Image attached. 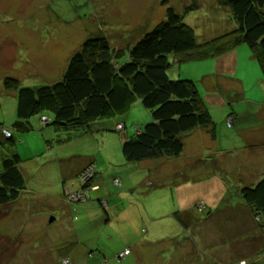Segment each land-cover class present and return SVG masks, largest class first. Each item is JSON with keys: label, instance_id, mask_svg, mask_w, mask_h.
Segmentation results:
<instances>
[{"label": "rangeland", "instance_id": "374dc122", "mask_svg": "<svg viewBox=\"0 0 264 264\" xmlns=\"http://www.w3.org/2000/svg\"><path fill=\"white\" fill-rule=\"evenodd\" d=\"M169 7L193 29L198 44L237 29L231 9L216 0H0V160L18 154V167L25 179L18 199L0 206V264H183L192 256L204 264L238 260L246 240L223 244L228 238L223 235L220 240L214 229L198 238L200 244L188 237L184 227L190 223L185 219L193 220L194 216L190 211L175 214L174 219L168 216L178 205V201L171 205L162 194L170 191L168 187L155 186L150 202L142 199V190H151L150 179L144 177L139 164L127 162L121 153V143L151 121L139 101L128 114L98 119L89 130L76 128L69 134L52 126L40 130L39 116L32 118L30 131L12 127L17 98L15 91L3 88L5 78H15L24 87L50 85L61 79L69 58L82 43L95 36H106L113 48L126 53L166 18ZM257 54V50L240 45L222 56L196 63L176 64L170 59L168 68L172 79L195 80L215 123V133L207 131L209 143L204 141L197 147L195 181L214 171L211 156H215L223 166L220 174L225 177L224 185L233 193L231 205L238 203L242 208L246 204L239 188L251 184V175L264 167V148L248 150L255 140L258 147L264 146V118H256L264 105V66L254 58ZM41 119L48 121L44 116ZM1 128L14 134V143L5 139L10 133L6 135ZM236 130L242 131L237 135ZM255 131L260 132L250 135ZM86 163L76 177L78 168ZM93 163L100 176L99 194L95 193L98 186L94 189L88 182ZM79 181L85 183L80 186ZM201 183L179 188L182 198L195 185L191 199L222 194L220 185ZM205 205L203 201L196 203L198 217L203 216L206 206L207 211L214 212L217 201ZM203 221L205 225L210 219ZM253 221L257 224L256 219ZM164 224L170 227L157 229ZM75 227L76 232H72ZM160 236L164 239L148 240ZM260 238L264 242V237ZM148 243L153 251L147 249ZM127 249L129 255L117 257ZM245 263L264 264V251L258 263Z\"/></svg>", "mask_w": 264, "mask_h": 264}, {"label": "trees", "instance_id": "16d2710c", "mask_svg": "<svg viewBox=\"0 0 264 264\" xmlns=\"http://www.w3.org/2000/svg\"><path fill=\"white\" fill-rule=\"evenodd\" d=\"M216 2L231 9L237 23L235 31L198 44L193 29L169 7L166 18L128 47L126 53L113 48L106 36H95L82 43L80 50L69 58L61 79L50 85L24 87L15 78H5L3 88L15 91L17 98L16 121L12 127L21 132L30 131L34 127L30 123L32 118L39 116L40 130L50 126L67 134L76 128L89 130L96 120L125 115L139 101L151 121L121 143L125 160L131 163L179 157L185 135L198 128L211 129L214 134L215 123L195 80L170 78V59H175L176 64L196 63L247 45L258 51L254 58L264 66V0ZM43 116L48 121L43 122ZM9 133L5 139L14 143V134ZM0 162V206L3 207L18 199L25 188V179L18 167L21 162L18 154ZM93 166L96 169L94 163ZM97 173L96 169L89 185L94 181L96 186ZM224 187L227 198H232L230 188ZM238 193L264 231V176L254 185L242 186ZM206 210L207 206L204 218L211 213Z\"/></svg>", "mask_w": 264, "mask_h": 264}, {"label": "crops", "instance_id": "0c3cea01", "mask_svg": "<svg viewBox=\"0 0 264 264\" xmlns=\"http://www.w3.org/2000/svg\"><path fill=\"white\" fill-rule=\"evenodd\" d=\"M262 108H264V105H262L259 108V110H261V111L256 113L257 114V117H256L257 120H259L261 117L264 118V115H262V114H264V112H262V111H264V109H262ZM128 112H130V110ZM126 114H128V113H126ZM238 117H239L238 114H236V120L238 119ZM126 119L128 121V116H126ZM30 123H32V121ZM255 125H257V124H255ZM226 127H227V129L233 128V127H228L227 125H226ZM3 129H2V132H3ZM5 129H7V128H5ZM207 131L210 132L209 129L207 130L204 128L203 129L198 128V129L192 131L191 133L185 135L183 137V141H184L183 152L179 157L149 159V160H143L140 162H136L137 164L140 165V169H141V172L144 174V177L146 179H150L149 187H151V190H148V189L142 190L143 192H142L141 197L144 200V202H150L151 194H152L151 193L152 188H154L155 186L156 187L158 186L157 188H163V187L167 188L168 187L170 191L168 193H165V192L162 193L164 195V197L169 198V201H171V205L172 204L174 205L175 201H178V205H177L176 209L171 211L170 212L171 214H169L168 216L173 218V215L178 214V213L181 214L183 212L185 213L187 211H190L191 214L194 216L193 220L185 219L188 224L190 223L189 226L184 227L185 232L189 238H192L197 244H200V241L198 238L205 235L207 230L214 229L213 232L217 233L218 236L221 237L220 240H223V235L228 238L227 242L225 240H223V244H227L230 242L231 243L236 242V244L237 243L240 244L242 242V240H246L245 243H242V245H241L243 250H241V252H239L240 254H238V260L241 261V260L246 259V260H251L254 263H258V258L260 259V255H261L262 251H264V242H260L259 240L261 239L260 238L261 236L264 237V234L260 233L261 230L259 229L258 225L253 221V217L251 215L250 208L247 205L244 208H242V205H240V207H239L238 203L235 205H231L230 199H228L226 196L228 193L227 188L224 187V178L225 177L222 176V174H220V172L222 171L221 167H223V166H220L219 163L217 161H215V158H216L215 156H211L214 158L213 159L214 161L212 160V162L215 163L214 164L215 165L214 171L211 174H209V176L200 177L199 181H195V179H194V177L196 175L194 170L197 168L195 167L196 165H194L193 162H197L195 159L198 157V154H199V149H197V147L200 148L201 146L204 145L203 142L207 141L206 137L209 134ZM236 131H237V135H238L239 132H241L242 130L241 131L236 130ZM194 132H195V134H194ZM258 132H260V131L251 132L250 135H253V134L258 135ZM253 140H254V137H253ZM186 141H188L191 144L192 143H194V144L199 143L200 145L198 144L194 148L191 146V144H189ZM257 141L258 140H255L249 144L250 147L249 148L247 147L249 151H251L250 150L251 147H256V149H258V150L260 148H264V146L258 147L256 145ZM207 143H209V142L207 141L205 144H207ZM259 151H261V150H259ZM93 162H94V160H93ZM216 163H218V166L216 165ZM89 164H90V162H89ZM87 165H88V163L82 164L78 168V170L76 171V177H77L78 173L81 171V169H83ZM211 167H212V169L214 167L212 163H211ZM204 168L207 169L206 166ZM255 173H256L255 175H251V177H250L251 184H249V185L256 184L261 179V177L264 176V167H258V169H256ZM95 180H96V185L98 186V190L95 193L99 194L102 191L101 186L98 185V182L100 181V176L97 175ZM214 181H216L217 183H215ZM207 182L208 183L213 182L215 184L220 185V187H221L220 191L222 194L220 196H218L219 194L216 193L213 197L211 196L212 198L194 197L193 199H191L192 195L190 192L191 191L195 192L196 185L193 186L192 190L187 191L186 195H184L183 198L181 196L180 191L178 190L179 188L183 189V185H186V187H187L189 185L198 184V183H201L200 185H202V184H205ZM91 184L94 185V181ZM242 185L243 186H249V185H245V184H242ZM102 186H105L104 183L102 184ZM95 187L96 186L94 185V188ZM175 189H177L176 193L178 195V198H176L177 196L174 195ZM145 190H148V191H145ZM154 197L158 198V194L157 195L155 194ZM142 199H141V201H143ZM105 200L106 199H104L103 201H105ZM199 201H201V202L203 201L208 206L213 205V203H216V201H217V206L215 208V211L213 212L214 209L211 210V213L208 214L205 218L203 216L198 217L196 214L197 212H196V206L195 205ZM101 204H102V201H101ZM185 205H187V206H185ZM172 207H174V206H172ZM218 210L222 211V213H220L221 215H217V213L219 212ZM203 218L206 221L207 220L209 221V219H210V221L204 225ZM173 222H175V221H173ZM172 224L173 223H171V225ZM165 225L166 224H164L163 226H158L157 229H165V228L170 227V226L166 227ZM203 225H204V227H202ZM76 228L77 227H75L74 230L73 231L71 230V231L76 232ZM184 228L181 229V232ZM244 233H246L245 237L243 235ZM247 233H249L248 237H247ZM151 235H154V233H151ZM162 239H164L163 236H160L156 239L151 238L148 240H151V241L155 240L156 241V240H162ZM201 240H202V238H201ZM259 245H261L262 247H260ZM162 246H164V245H162ZM257 246L259 249L257 248ZM147 249L150 251L154 250V249H152V247L149 243L147 244ZM257 249L259 252L255 253L257 251ZM163 250L164 249H161V250H159V252L161 253V252H163ZM171 253H173V252L171 251ZM102 259H105V258H102ZM237 261H234L232 264H238ZM182 263L183 264H204L202 261L200 262L197 259V256L190 257V261L185 259Z\"/></svg>", "mask_w": 264, "mask_h": 264}, {"label": "built area", "instance_id": "2783aa9c", "mask_svg": "<svg viewBox=\"0 0 264 264\" xmlns=\"http://www.w3.org/2000/svg\"><path fill=\"white\" fill-rule=\"evenodd\" d=\"M44 118H45V117H44ZM43 122H45V121H43ZM120 126H121V125H120ZM120 128H122V126H121ZM4 133H5L6 135H7V134L9 135V132H8L7 130H4ZM88 172H89V174L91 175V177H90V179H91V178L94 176L93 174L96 172V169L94 168L93 165L88 169ZM82 175H83V176L86 175V171H84V173H83ZM82 175H81V176H82ZM90 179H89V180H90ZM89 180H88V181H89ZM83 183H85V182H83ZM128 254H129V249L125 250L124 253H119L118 257H120V256L122 257V255H123V256H124V255L127 256ZM240 263H241V264H246L245 261H241Z\"/></svg>", "mask_w": 264, "mask_h": 264}, {"label": "bare ground", "instance_id": "6f19581e", "mask_svg": "<svg viewBox=\"0 0 264 264\" xmlns=\"http://www.w3.org/2000/svg\"><path fill=\"white\" fill-rule=\"evenodd\" d=\"M91 177V176H90ZM89 182V181H88ZM130 252V251H129ZM118 255H119V253L117 254V257H118ZM123 256V255H122ZM120 258H121V256H120Z\"/></svg>", "mask_w": 264, "mask_h": 264}, {"label": "water", "instance_id": "95a60500", "mask_svg": "<svg viewBox=\"0 0 264 264\" xmlns=\"http://www.w3.org/2000/svg\"><path fill=\"white\" fill-rule=\"evenodd\" d=\"M51 220H53V218H51Z\"/></svg>", "mask_w": 264, "mask_h": 264}]
</instances>
